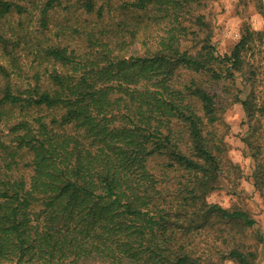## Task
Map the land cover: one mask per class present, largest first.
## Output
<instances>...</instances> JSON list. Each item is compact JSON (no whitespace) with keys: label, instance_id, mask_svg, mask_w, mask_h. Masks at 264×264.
I'll return each instance as SVG.
<instances>
[{"label":"trees","instance_id":"obj_1","mask_svg":"<svg viewBox=\"0 0 264 264\" xmlns=\"http://www.w3.org/2000/svg\"><path fill=\"white\" fill-rule=\"evenodd\" d=\"M201 5L43 0L40 26L74 11L65 19L85 44H38L51 68L20 84L1 25L25 9L0 0V264H254L238 233L256 220L207 196L226 152L220 111L238 102L251 126L264 120L249 56L262 32L245 26L220 54ZM237 76L244 94L231 90ZM6 107L17 116L4 120ZM244 141L264 190L262 144Z\"/></svg>","mask_w":264,"mask_h":264},{"label":"rangeland","instance_id":"obj_2","mask_svg":"<svg viewBox=\"0 0 264 264\" xmlns=\"http://www.w3.org/2000/svg\"><path fill=\"white\" fill-rule=\"evenodd\" d=\"M11 1L23 5L25 9L21 14L12 12L1 25V32L11 41L8 49L14 53L20 66V69L14 72L17 75L14 79L17 83H32L31 75L37 69L44 73L43 77L50 70L49 62L42 57L36 60L34 56L38 44L43 46L55 43L71 45L74 48L85 44L83 34L76 32V26L73 24L76 23V16L68 22L65 19L66 15L70 17L74 11L66 13L61 8H56L50 12L47 28L43 29L39 23V7L43 0ZM198 12L204 16V21L209 27L211 43L220 54L230 52L245 26L262 32L260 36L255 37L249 56L256 65L258 75L264 79V0H202ZM83 18L84 16L80 17ZM13 42H18V46H14ZM4 55L0 46V63L8 66ZM1 84L3 80L0 76ZM245 85L243 79L237 76L231 90L243 91L244 94L248 87ZM222 95L226 101L232 99L230 95ZM6 112L8 114L4 115V120L17 116V111H10L8 107ZM220 117L221 122L217 128L223 134L226 152L217 186L208 194L207 200L223 207L242 209L256 220L253 227L241 229L238 237L243 247L255 254L254 264H264V190L254 186L255 159L244 141V137H247L256 147L262 144L261 155H264V120L251 126L253 122L248 121L238 102H233L225 110H221ZM252 127H258L255 135H252ZM0 128H3L2 124Z\"/></svg>","mask_w":264,"mask_h":264}]
</instances>
